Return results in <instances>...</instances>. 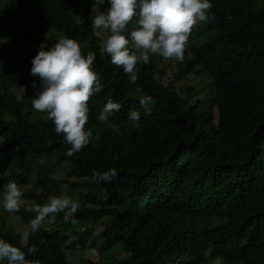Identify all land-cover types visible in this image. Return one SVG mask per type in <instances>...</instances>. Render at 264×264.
Listing matches in <instances>:
<instances>
[{
  "label": "trees",
  "instance_id": "1",
  "mask_svg": "<svg viewBox=\"0 0 264 264\" xmlns=\"http://www.w3.org/2000/svg\"><path fill=\"white\" fill-rule=\"evenodd\" d=\"M211 2L215 19L196 25L190 35L202 40L183 60L170 66L174 58L149 53L133 84L101 51L108 33H92L94 0L0 1V191L9 181L39 190L23 192L30 201L14 212L29 233V209L57 192L58 171L81 205L75 223L49 214L25 242L5 219L0 239L39 264H71L67 248L87 253L99 240L128 253L118 264H264V0ZM109 7L105 0L98 10ZM136 27L134 18L125 37ZM61 36L82 55L95 53L102 83L88 101L93 137L73 156L52 121L31 108L37 90L21 75L41 45ZM142 94L152 97L147 108ZM109 97L121 108L100 128ZM130 110L140 112L139 128L127 122ZM113 167L111 182L90 179L92 169Z\"/></svg>",
  "mask_w": 264,
  "mask_h": 264
},
{
  "label": "clouds",
  "instance_id": "2",
  "mask_svg": "<svg viewBox=\"0 0 264 264\" xmlns=\"http://www.w3.org/2000/svg\"><path fill=\"white\" fill-rule=\"evenodd\" d=\"M2 3H7V0ZM104 3L105 0H94L92 7L96 14L91 17L92 33L97 37L108 33L107 39L101 42V51L109 54L111 63L122 68L127 80L133 84L138 78V61L147 63L149 53L165 59L183 60L184 48L193 27L215 19L211 0H107L110 7L99 11L98 6ZM134 18L137 27L129 33L128 39L124 32ZM95 59L94 52L82 55L76 40L61 36L51 47L41 45L31 60L30 73L40 79L39 90L31 98V108L46 114L55 132L63 134L64 142L70 145L66 150L67 156L79 153L93 137L92 130L86 129L85 125L89 119L88 101L102 89L101 79L93 67ZM32 86L37 87L36 81ZM150 103V95L140 96L142 107L147 108ZM120 108L121 104L109 97L97 119L107 122ZM127 122L139 128L140 112L130 110ZM116 176L114 167L106 171L92 169L90 179L96 183H108ZM22 196L21 187L15 181H9L0 191V208L7 213L19 211ZM80 206L78 198L65 194L49 196L45 204H35L29 209L36 215L30 220V233L25 232L24 238L35 234L49 214L63 213L65 222L75 223L74 214ZM35 251L34 245L27 249L29 254ZM5 259L8 264H39L38 260L28 261L21 248L0 239V261Z\"/></svg>",
  "mask_w": 264,
  "mask_h": 264
},
{
  "label": "rangeland",
  "instance_id": "3",
  "mask_svg": "<svg viewBox=\"0 0 264 264\" xmlns=\"http://www.w3.org/2000/svg\"><path fill=\"white\" fill-rule=\"evenodd\" d=\"M2 1H6V0H2ZM9 2H14V0H7ZM205 25L202 24V28H204ZM197 30V27L194 26L193 27V30ZM202 40V37L200 36H197L196 38H192V35H190V37L188 38L187 42H186V45H185V48L184 50L189 46V44L192 42V41H195V42H200ZM165 59V58H164ZM172 59L173 61V58H170ZM168 63V59H165ZM177 60L174 59V63H171L169 62L170 66H174V64L176 63ZM30 69L31 68H25L23 70V72L21 73L22 76H26L27 80L31 81L32 84H33V81H36V84H37V87L34 88L35 90H39V84H40V81H39V77L38 76H33L31 73H30ZM25 71H28V73H25ZM24 73V74H23ZM185 79H183V82H182V85H185L186 82H189V81H192L191 79V75H187V77H184ZM194 82V81H193ZM198 82V81H197ZM180 85V82L178 83V86ZM185 88V87H184ZM185 91V90H184ZM21 95V94H20ZM30 105H31V101H30ZM42 115L44 113H41V112H37L36 111V115ZM37 115V116H38ZM44 118H47L46 114H44ZM104 124L105 122H102L100 121V123L98 124V126L100 128H103L104 127ZM36 172H34V174L32 175V178L35 176ZM56 178H58V182L55 186V190H57L56 193L54 192H50V193H46L45 195V199L47 201L48 197L49 196H53V195H61V194H65V195H68L70 196L71 194V188L64 182L62 181V179H64L63 177V174L61 171H58L56 174H55ZM22 191L23 192H26V193H33V192H39V190L35 189L34 188V185H28V186H25L22 188ZM30 200H27V199H23L22 200V203L21 204H24L26 202H28ZM10 219V220H6L5 219ZM5 221V224H6V228L9 230V222L12 224V227L15 228L18 232H21V233H25V232H28V226L26 224H24L22 221V219L15 215L14 213H7V212H4L2 208H0V224L2 222ZM75 228H79L80 230L81 229H84L82 228L81 226H76ZM22 242H25L24 240V237H23V240ZM66 254H67V257L69 259V261L71 262V264H90L89 262H86L85 260H87V258L89 257L92 261H94L96 264H118L119 261H122L124 259H126L128 257V253H126L125 251H123L122 248L120 247H116V248H113V249H108L106 248L105 244L103 241L99 240L98 242V248L97 250L93 249L92 251L90 252H87V253H81L79 251H75V250H72V249H68L65 251Z\"/></svg>",
  "mask_w": 264,
  "mask_h": 264
}]
</instances>
